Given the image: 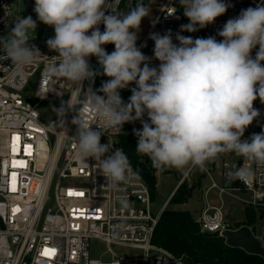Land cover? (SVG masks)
<instances>
[{"label": "clouds", "instance_id": "1", "mask_svg": "<svg viewBox=\"0 0 264 264\" xmlns=\"http://www.w3.org/2000/svg\"><path fill=\"white\" fill-rule=\"evenodd\" d=\"M118 4L119 0L115 4L107 0H35L37 19L54 29L47 46L58 53L45 72L65 78L83 91V98L69 97L56 110L62 127L66 110L77 111L72 120L76 134L70 137L77 157L94 159L106 180L118 186L130 169L129 158L122 149L102 144L101 137L109 130L122 132L125 123L140 121L142 129H133L136 152L148 156L158 170L184 172L198 167L203 171L206 163L229 152L264 166V132L241 140L259 116L253 102L259 98L264 103V4L229 19L218 32L221 41L213 36L193 39L177 33V45L170 31L151 34L158 67H150L151 61L136 45V33L149 8L137 3L121 11ZM180 5L189 20L181 26L182 32L206 28L228 7L223 0H180ZM108 9L110 14H105ZM14 25L11 36L0 38V45L12 64L22 70L39 53L28 43L36 20L21 17ZM106 44H113L115 50L107 53ZM90 56L97 58L100 68L96 71L86 59ZM100 74L110 79L93 91L91 85ZM85 80L89 82L86 90L82 88ZM133 82L136 86L125 103L120 91ZM78 104L89 107L99 123L79 114ZM145 114L148 120H144ZM247 175L244 170L228 174L230 180Z\"/></svg>", "mask_w": 264, "mask_h": 264}, {"label": "built area", "instance_id": "2", "mask_svg": "<svg viewBox=\"0 0 264 264\" xmlns=\"http://www.w3.org/2000/svg\"><path fill=\"white\" fill-rule=\"evenodd\" d=\"M107 2L115 4L116 0ZM223 2L228 5L227 11L213 23L196 32H182L181 26L189 20L183 14L180 0H166L138 48L141 51L152 40L151 34L164 35L169 31L177 45V33L193 39L213 36L221 41L218 32L229 19L244 9L264 4V0ZM129 6L130 0H119V10L128 11ZM15 21L9 0H0V36L11 31ZM28 43L39 53L22 70L12 64L4 49L0 50V264H187L152 242L166 205L158 213L153 212L150 187L131 163L125 181L113 187L94 159L83 160L76 155L75 141L70 139L76 134V126L72 124L75 109L66 110L64 127L60 125V117L50 124L41 120L43 101L62 105L64 98H83V91L65 78L45 72L46 65L58 55L46 49L47 40L42 45L32 40ZM258 49L257 45L252 50V58ZM144 55L151 61L150 67L158 65L154 54ZM261 63L264 65V61ZM34 77L36 89L29 94ZM85 83L86 80L82 82L84 90ZM76 107L79 114L99 123L89 107L84 104ZM253 108L259 111V116L245 129L241 140L264 132V103L257 98ZM92 127L96 129L97 125ZM101 143H109L112 150H123L119 132L115 130L106 132ZM210 163L204 171L212 184L204 192L197 220L200 231L222 236L225 231L238 229L226 212L227 199L262 213L260 220L264 221V166L242 156L236 160L232 152L220 154ZM194 169L181 174L175 190L184 182L194 183L190 179ZM238 170L249 175L230 180L228 174ZM213 172L218 173L221 184L214 180ZM214 189L216 203L210 198ZM93 240L105 244L103 254L111 256L109 261L92 258ZM114 247L139 254H118ZM45 249L55 252L45 255Z\"/></svg>", "mask_w": 264, "mask_h": 264}, {"label": "trees", "instance_id": "3", "mask_svg": "<svg viewBox=\"0 0 264 264\" xmlns=\"http://www.w3.org/2000/svg\"><path fill=\"white\" fill-rule=\"evenodd\" d=\"M138 2L130 0L129 7H135ZM109 11L107 14H110ZM101 32L104 31V25L101 26ZM107 53L115 50L113 44L103 45ZM90 67L96 71L100 68L97 58L91 57ZM110 78L100 74L94 79L91 85L93 91L99 89L103 82ZM135 83L129 85V88L120 91L122 100L127 103L132 95L131 88L135 87ZM89 87V82L86 80L85 88ZM98 95H103L97 92ZM64 98L62 102H66ZM52 104L50 101H43ZM61 102V104H62ZM144 120H148L145 114ZM133 129L141 130L142 124L140 121L133 123H125L122 132H119L120 144L123 151L129 158V162L140 173L142 178L148 184L151 190L152 200L155 197V190L157 186V172L161 171L153 167L150 158L146 155H141L136 152L137 137ZM161 172H176L174 168L165 169ZM180 178V176H179ZM199 183L189 184L184 182L173 193L169 200L172 208H166L160 216L158 225L156 227L152 242L176 257L181 258L187 264H264V258L259 255L247 253L242 248L231 247L227 245L226 239L217 233H202L199 224L193 218L191 213L180 206L187 203L194 195ZM246 218L243 222H235V228L241 226L252 227L260 220L262 213L257 212L253 208L245 209Z\"/></svg>", "mask_w": 264, "mask_h": 264}, {"label": "rangeland", "instance_id": "4", "mask_svg": "<svg viewBox=\"0 0 264 264\" xmlns=\"http://www.w3.org/2000/svg\"><path fill=\"white\" fill-rule=\"evenodd\" d=\"M136 1L138 3H143L150 10L149 15L142 19L139 30L136 33L137 34L136 45L138 47L139 42L144 38L145 34L147 33L148 29L153 23V20L157 16L161 6L165 3L166 0H136ZM9 2L13 9L16 21L21 17H28V16H31L34 20H38L36 13L34 12V9L32 14H27L25 7L23 5V0H9ZM33 5L35 7V0L33 1ZM11 31L2 34L0 38L11 36L10 33ZM54 35L55 33L52 27L50 38H53ZM30 36L32 37L30 40L36 42L37 44L42 45L44 43V39L42 37L37 36L36 30H32L30 32ZM154 46H155L154 41L148 40L144 44V46H142L141 52L144 54H154L153 51ZM45 47L46 49H49L47 43ZM2 49L3 46L0 45V50ZM159 63L158 65L153 67H158ZM36 83H37V77H34L29 84V90H28L29 94H32L35 91ZM60 107L61 105L59 104L56 105L47 102L41 103V107H40L41 120L46 124H50L51 122L58 119L59 116L57 115L56 110L59 109ZM233 155L236 160L240 158V156L236 155L235 153H233ZM210 166L211 163L208 162L206 163L205 167L209 168ZM179 172L180 174H177L176 172H161V171L157 172V186L155 190V197L152 200V210L154 213H158L165 203H166V208L173 207L172 204H169V201L168 202L166 201L168 200L169 196L171 195L176 185L178 184L179 176H181V174L184 173L181 171ZM212 176L218 184H221V179L217 172H213ZM190 179L191 181H194V183L196 184L199 183V186L195 190L194 195L188 200V202L181 205L180 208L189 211L193 216V218L197 221L200 217V211L203 206L204 192L206 191V189H208L211 186L212 181L209 178V176L205 173V171L204 170L201 171L198 167H196L193 170V172L190 175ZM216 196H217V190L214 189L210 193L211 201H213L214 203L217 202ZM226 212L227 214L229 213L228 217L233 222H243L246 218L245 208L240 204L237 203L235 204L234 201H232L231 199H227ZM232 224L235 225L236 223H232ZM250 228L252 229L253 233L261 240L264 246V221L259 220L258 222H256L255 225H253ZM105 250H106V246L101 241L93 240L91 242L92 258L101 259L103 261H109L111 259V256L109 254H103ZM114 250L118 254H128V253L139 254V251H131L117 247H114Z\"/></svg>", "mask_w": 264, "mask_h": 264}, {"label": "water", "instance_id": "5", "mask_svg": "<svg viewBox=\"0 0 264 264\" xmlns=\"http://www.w3.org/2000/svg\"><path fill=\"white\" fill-rule=\"evenodd\" d=\"M33 1L34 0H23V5L27 14L33 13ZM35 30L37 32V36H43V39L46 41L50 38L52 27L48 25L46 26L44 23L36 20ZM222 236L226 239L227 245L242 248L247 253L259 255L264 258V246L249 226H241L237 230L225 231Z\"/></svg>", "mask_w": 264, "mask_h": 264}, {"label": "snow or ice", "instance_id": "6", "mask_svg": "<svg viewBox=\"0 0 264 264\" xmlns=\"http://www.w3.org/2000/svg\"><path fill=\"white\" fill-rule=\"evenodd\" d=\"M69 194L72 195L73 193L70 191ZM77 195H79V194H77ZM49 252H53L54 253L55 249H51V250L45 249V253L44 254L47 255V254H49Z\"/></svg>", "mask_w": 264, "mask_h": 264}, {"label": "crops", "instance_id": "7", "mask_svg": "<svg viewBox=\"0 0 264 264\" xmlns=\"http://www.w3.org/2000/svg\"><path fill=\"white\" fill-rule=\"evenodd\" d=\"M145 35H146V34H145ZM144 37H145V36H144ZM143 39H144V38H143ZM143 39H142V40H143ZM142 40H141V41H142ZM141 41H140V42H141ZM140 42H139V44H140ZM138 46H139V45H138ZM175 188H176V187H175ZM174 191H175V189L173 190V192L171 193V195L169 196V198H168V200H167L166 202H168V201L170 200V198H171V196L173 195ZM164 205H166V203H165ZM162 207H163V206H162Z\"/></svg>", "mask_w": 264, "mask_h": 264}, {"label": "bare ground", "instance_id": "8", "mask_svg": "<svg viewBox=\"0 0 264 264\" xmlns=\"http://www.w3.org/2000/svg\"><path fill=\"white\" fill-rule=\"evenodd\" d=\"M99 27V26H98ZM90 57H87L86 59L88 60Z\"/></svg>", "mask_w": 264, "mask_h": 264}]
</instances>
